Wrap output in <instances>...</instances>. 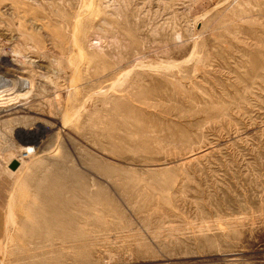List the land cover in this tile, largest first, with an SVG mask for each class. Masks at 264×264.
<instances>
[{
    "label": "rangeland",
    "instance_id": "obj_1",
    "mask_svg": "<svg viewBox=\"0 0 264 264\" xmlns=\"http://www.w3.org/2000/svg\"><path fill=\"white\" fill-rule=\"evenodd\" d=\"M0 60V264H264V0H0Z\"/></svg>",
    "mask_w": 264,
    "mask_h": 264
},
{
    "label": "bare ground",
    "instance_id": "obj_2",
    "mask_svg": "<svg viewBox=\"0 0 264 264\" xmlns=\"http://www.w3.org/2000/svg\"><path fill=\"white\" fill-rule=\"evenodd\" d=\"M8 59V58H5V60ZM9 60V59H8ZM1 61V60H0ZM7 62V61H6ZM5 62V63H6ZM2 64V63H1ZM7 64V63H6ZM11 64V63H10ZM13 66V65H12ZM11 67V66H10ZM14 67V66H13ZM13 71V70H12ZM31 83V82H30ZM29 81H28V78L22 76V75H11V74H7V73H4V74H0V89H6V88H10L9 91L12 93V91H16L17 90H24L28 85H30ZM8 86V87H7ZM17 92V91H16ZM2 95V94H1ZM17 96H21V95H17ZM14 97V96H13ZM2 99H10L11 100V97L9 98H0V101ZM13 170V169H12ZM16 170V169H15Z\"/></svg>",
    "mask_w": 264,
    "mask_h": 264
},
{
    "label": "crops",
    "instance_id": "obj_3",
    "mask_svg": "<svg viewBox=\"0 0 264 264\" xmlns=\"http://www.w3.org/2000/svg\"><path fill=\"white\" fill-rule=\"evenodd\" d=\"M4 211H5V206L4 202L0 199V243L3 240V229H4Z\"/></svg>",
    "mask_w": 264,
    "mask_h": 264
},
{
    "label": "water",
    "instance_id": "obj_4",
    "mask_svg": "<svg viewBox=\"0 0 264 264\" xmlns=\"http://www.w3.org/2000/svg\"><path fill=\"white\" fill-rule=\"evenodd\" d=\"M20 163L17 159H14L11 161V163L9 164V167L13 170L17 169L19 167Z\"/></svg>",
    "mask_w": 264,
    "mask_h": 264
}]
</instances>
